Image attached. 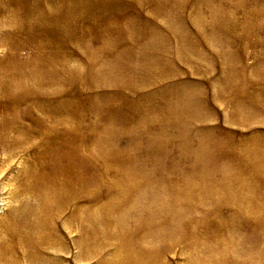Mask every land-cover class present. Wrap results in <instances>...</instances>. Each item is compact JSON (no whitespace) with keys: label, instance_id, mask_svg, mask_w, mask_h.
I'll return each instance as SVG.
<instances>
[{"label":"bare ground","instance_id":"obj_1","mask_svg":"<svg viewBox=\"0 0 264 264\" xmlns=\"http://www.w3.org/2000/svg\"><path fill=\"white\" fill-rule=\"evenodd\" d=\"M174 1L178 4L174 8L178 6L184 13L177 15L176 9L168 6ZM191 1L194 2L192 7L190 0H122L119 4L113 0H96L86 7L101 11L103 15L94 14L88 20L79 16L80 24L72 21L61 29L50 22L45 24L43 30L51 36L46 33L42 46L50 48L55 44L58 50L45 51L37 47V51L24 53L35 61L34 66L26 70L36 76V95H30L31 86L22 76V65L12 60L10 53L6 55L11 59L0 66V92L4 93V97H0V142L8 150V141L12 140L15 147L26 146L34 156L36 143L42 142L51 149L48 154L54 159L68 161L52 171L53 174H67L61 181L51 178L53 174H36L34 165L30 169L31 177L35 184L36 180H41L34 195L43 199L38 203L40 209L48 210L50 205H55L57 208L52 210L63 212L75 205L67 225H76V245L87 255L100 259L99 264H156L154 261L163 258V250L190 243L194 255L190 264H227L225 247L203 248L202 238H211L200 233L189 238L185 234L200 224L197 218L200 215L183 213V203L190 199L196 200L195 206L201 215H212L217 208L222 215L223 206L232 209L244 205L250 209L247 215L218 216L204 227L219 226L217 238L222 234L231 235L227 239L233 243L231 253L236 257L230 259L234 264H264V253L250 263L240 256L239 250L250 239L238 232L247 224H262L264 230V136L253 133L243 139L232 135L216 139L213 131L204 127L215 116L206 110L207 104L215 100L228 104L238 121L253 116L264 118V0ZM131 2L135 3L134 10L129 6ZM84 3L80 0L81 8ZM150 6L163 20L166 16H162V11L168 10V16L173 17L167 20L170 29L159 26L150 17L144 18L143 11ZM188 10L192 11L190 15L186 13ZM53 12L59 14L60 10L51 4L44 8L47 15L55 16ZM17 20L14 13L0 15L4 48L13 49L17 43L16 28L21 25ZM21 20L33 25L27 16ZM62 29L66 31L64 37L53 32ZM24 40H36V32ZM249 50L255 53L250 54ZM248 58H253L256 65L245 63L244 59ZM136 61L140 63L137 67ZM74 63L77 66L73 68ZM213 66L219 67L221 72L216 80L212 79ZM183 68L188 75L184 83L177 79ZM192 75L204 78L203 84L191 82ZM169 78L172 81H167ZM75 81L81 87L92 85L96 90V97L83 96V102L98 105L107 96L116 101L115 108L110 110L124 104L133 108L131 116L124 120L132 126L122 131L116 130L115 122L104 120L103 109L83 113L84 117L100 118L98 122L103 125H91L100 129V133H95L98 140L79 148L84 152L93 147L101 153L102 159L76 158L74 150L69 155V150L75 147L72 140L78 136L79 127L72 125L78 112L50 111V107L57 106L53 103L55 96L69 90ZM47 87H52L51 98L42 95ZM122 87L135 91L138 101L131 103L129 93ZM108 91L112 93L110 96ZM227 93L233 98L228 99ZM63 101L61 107L66 106ZM25 105V114L21 115L20 109ZM110 110L109 113L115 115ZM244 110L249 111L248 116L242 113ZM144 125L156 129L149 135L148 150L139 144V139L147 135L142 131ZM161 127L166 132L159 130ZM123 137L127 140L121 142ZM156 141L159 143L154 146ZM52 142L65 144L53 150ZM224 143H246L248 147L230 151L223 148ZM126 144L130 145L127 149ZM10 148L17 151V148ZM145 154L163 157L176 154L177 157L149 158L143 162ZM219 155L228 158V162L218 166L225 175L235 173L237 168L246 172V182L237 196L236 185L229 184L224 177L216 179L217 183L209 179L220 174L211 170ZM186 156L193 157L194 162L184 171L186 166H180L185 163ZM98 168L103 170L104 183L109 186L106 192L110 194L105 198L100 196L102 181L93 182L85 177L96 173ZM198 176L205 179L195 180ZM200 187L204 192L194 194ZM212 196L216 208L201 211L200 207ZM259 197L261 204L257 202ZM185 217L195 218L193 224L187 223L189 227L182 222ZM43 218L36 217V226L54 224V218L41 223ZM45 236L52 237L50 233ZM262 237L257 247L264 252V231ZM157 243L164 245L161 252ZM108 253L116 254L119 259L110 260Z\"/></svg>","mask_w":264,"mask_h":264},{"label":"rangeland","instance_id":"obj_2","mask_svg":"<svg viewBox=\"0 0 264 264\" xmlns=\"http://www.w3.org/2000/svg\"><path fill=\"white\" fill-rule=\"evenodd\" d=\"M84 3L83 8L80 7V0H0V15L2 14H11L14 13L18 17L17 23L21 22V25L17 26V32L19 33V37L16 45L13 49L4 48L1 44L3 38L0 37V66L4 65L7 61L11 59V57L7 56L6 53H10L12 56V60L19 62L22 65V76L25 78L27 85L31 86L32 94L35 93V84H36V76L30 75L26 68L33 67L35 61L32 57L25 56L24 53H28L30 51H37V47L40 49H45V51H56L58 50V45L55 46L53 44L50 48L43 47V43H45L46 33H49L43 30L47 23L56 24L55 27L64 28V25L67 23H71L72 21H76L80 24L79 16L82 19L88 20L92 15L99 14L103 15L101 11L88 9L86 6L88 4H94L96 0H82ZM117 1L119 4L122 0H113ZM190 7L194 5V2L190 0ZM51 6L55 7L59 14L47 15L44 13V8ZM176 2L168 3L169 7H175ZM134 10L135 3L129 5ZM146 9L144 12V18L150 17V19H154L156 24L162 26L166 29H170V24L167 23V20H172L173 17H169L170 13L168 10L162 11L163 18L157 17L155 11L151 9ZM80 8V9H79ZM178 8V10H177ZM175 14L184 13L177 6ZM16 11V13H15ZM186 13L190 15L192 13L191 10H188ZM27 16L30 20H32V26L26 25L23 22V17ZM189 19L188 16H183ZM182 17V18H183ZM158 19V20H157ZM209 23V20L206 19ZM23 32V33H22ZM36 32V40L30 42V40L25 41L24 38L27 35L34 34ZM56 36L64 37L66 36V31L64 29L53 30ZM51 36V33H49ZM71 50V48H69ZM237 49V48H235ZM250 54L255 53L254 50H249ZM25 56V57H24ZM77 56V55H76ZM245 63L256 65V61L253 58L244 59ZM136 67L140 64L136 61ZM77 66L76 63L73 64V68ZM79 67V66H78ZM187 68L186 66H184ZM257 76V74H253ZM221 77V72L219 67L213 66V80ZM181 82H185L188 80L187 70L182 69V73L177 78ZM142 82H145V79H141ZM158 79L156 78L154 81L156 82ZM189 80L193 83L203 84L204 78L193 76L189 78ZM167 81H172V79H167ZM135 82V81H134ZM140 79L138 83H140ZM124 91L129 93V101L131 103H135L138 101V95L135 91H130L127 88L122 87ZM52 87H47L44 90L43 96L47 98H51ZM110 96L112 93L110 91L107 92ZM228 99L233 98L231 93H227ZM208 95V94H205ZM88 96L90 99L97 96L96 90L92 85H87V87H81L78 84V81H75L69 90L62 92L59 96H55L53 100L54 107H50V111H58V112H78V117L74 121H72L73 127H79L78 136L72 140V147L70 150L65 148L66 151L69 150V155H71L72 151H75L76 158H93V159H102L101 153L95 151V148L91 147L88 150H83L79 147L91 145L93 141L98 140V137L95 136V133H100V129L91 125H103L99 123V119L94 116H85L83 113L89 110L95 109H103L104 110V120L108 122H115L116 130L122 131L124 128H129L132 126L131 123L124 121L127 120L129 116H131V111L133 110L128 104H124L122 107L114 110H110L115 108L116 101L112 100L111 97H105L104 100L101 101L98 105H92L91 102H86L82 100L81 97ZM0 97H4V93L0 92ZM65 99V100H64ZM64 100V101H63ZM61 101L66 105L65 107H61ZM207 111L212 114H215L214 118L204 124L205 128L213 131L215 138L226 139L231 135L237 139H243L246 137H250L253 133L262 134L264 136V118L262 117H247L245 120L238 121L233 113L234 111L230 108L228 104H224L221 100H215L214 103L207 104ZM90 106H95L92 108H86ZM185 107H189L188 105H183ZM85 107V108H83ZM154 108L158 109L156 106ZM79 109V110H78ZM1 110V109H0ZM26 105L22 106L20 109V114H25ZM110 111H114L115 115L109 113ZM159 110V109H158ZM249 110V109H248ZM248 110L242 111L244 115L248 116ZM122 114V115H121ZM233 115V116H232ZM11 117V115H8ZM232 117V120H231ZM104 122V124L106 123ZM117 121V122H116ZM27 123H29L26 120ZM250 126V128H247ZM146 132V136L139 139V144L145 150L149 148V135L150 133L155 132L156 129H149L147 125H144L142 131ZM162 132H166L164 128H160ZM38 134H36L37 136ZM121 142L126 141L127 137H123ZM10 144L8 150H5V146L0 142V264H99L96 257H92L82 252L79 247L76 245V236L78 233V229L76 225H72L68 227L67 220L71 219V213L75 210V205L71 208L64 210L63 212L54 211L57 207L55 205H50L51 209H43L38 208V203H41L43 199H38L34 193L36 189L40 187L41 180H36V184L34 178L31 177L30 169L36 165V174L41 173L45 174V176H51L52 171L57 167H62L64 164H68L66 159H54L50 154H48L51 149H48L44 146L42 142L36 143V156L33 155V151L28 149L26 146L17 148L13 144L12 140L8 141ZM158 141L154 143V146L158 145ZM65 143H50V146L54 150H59L64 147ZM126 149L130 146L126 144ZM10 147L17 148V151H14ZM248 144L236 143V144H228L224 143L223 148L225 150H234L239 148H246ZM33 156V158L31 157ZM131 157V156H128ZM177 155L173 154L168 157H163L161 155L154 154H145L142 158L143 162L145 159L149 161V158L162 160L163 158L173 159L176 158ZM70 158H72L70 156ZM184 159V158H182ZM193 157L186 156L185 163L180 167H185V170H188L192 167V162H194ZM217 161L214 165H211V170L218 172L220 174H216L209 179L212 183H217L216 179L223 180V177L227 179L229 184H235V194H239L243 190V185L246 182V172L242 171L241 168H237L235 173L228 172L225 175L224 170H218V166L223 162H228V158L224 159L223 155L217 156ZM102 169L98 168L96 173H90V175L85 176L86 179L90 181H102L103 187L100 190V196L105 198L110 194L106 192V189L109 187L104 183V178L102 176ZM88 174V173H86ZM66 173L53 174L51 178H55L57 181H61L66 177ZM195 180L201 181L205 178L203 177H194ZM257 179V178H256ZM184 180V178H183ZM226 181V182H227ZM188 186L191 184H187ZM96 186V185H95ZM98 187V186H97ZM86 188V187H85ZM88 188V186H87ZM99 188V187H98ZM37 189V190H38ZM81 190V189H79ZM204 189L202 187L194 190V194H201ZM106 194V195H105ZM105 195V196H104ZM104 196V197H103ZM257 196V195H256ZM264 196V195H263ZM258 198V197H255ZM107 202V199H105ZM261 204V198L259 197L258 201ZM196 200L190 199L183 203V213L189 215H200L198 220L200 224L197 226L198 228L188 231L187 237H193L197 233L203 234L206 238H202L203 248L210 249H221L226 248L225 252L228 253L226 256L227 264H234V261L230 259L232 255L231 248L233 243L227 239V237H231L230 234H222L221 237L217 238V231L220 230L219 226H211L204 227L205 224L211 223L212 220L218 219V216L223 217L228 216L229 213L232 215L240 214L247 215L251 210L246 209L244 205H239L236 208L232 209L228 206H223L222 215L219 214V208L212 215H201L199 209L195 206ZM98 203L96 207H99ZM201 211L205 208L212 209V211L216 208L215 198L212 196L210 201L207 204H203L201 207ZM230 210H228V209ZM54 209V210H52ZM211 211V212H212ZM210 212V213H211ZM47 213L51 215H47ZM36 217L41 218L43 223L47 218H54V224L52 226H36ZM195 218L185 217L184 221H182L187 227L190 224H193ZM238 221V219H237ZM190 222V223H189ZM74 223V222H73ZM189 223V225L187 224ZM78 224V223H74ZM262 224H247L243 228H240L238 232L241 233L244 238H249L250 240L245 242L242 246L243 249L239 250L240 256L242 258H246L248 263L255 261L256 258L260 257L264 252L259 249L257 246L259 243H262L263 237L262 233ZM259 229V230H258ZM50 233L52 235L51 238L48 239L45 235ZM213 237V238H212ZM254 238V239H253ZM221 239V240H219ZM257 240V241H256ZM51 241V243H50ZM201 242V243H202ZM192 243L190 244H178L172 250H163V258H158L157 261H154L156 264H190L194 255L192 253ZM249 245H252L250 248ZM199 247V244L197 245ZM157 248L164 249V245L162 243H157ZM202 248V249H203ZM249 250H248V249ZM224 252V253H225ZM262 253V254H261ZM106 255H109L106 254ZM110 260H117L119 256L112 253L109 255ZM212 264V263H210ZM261 264V262H258Z\"/></svg>","mask_w":264,"mask_h":264}]
</instances>
